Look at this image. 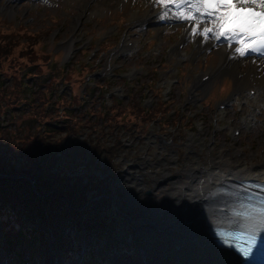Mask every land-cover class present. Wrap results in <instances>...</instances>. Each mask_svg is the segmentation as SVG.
Listing matches in <instances>:
<instances>
[{"label": "rangeland", "instance_id": "1", "mask_svg": "<svg viewBox=\"0 0 264 264\" xmlns=\"http://www.w3.org/2000/svg\"><path fill=\"white\" fill-rule=\"evenodd\" d=\"M77 1L0 0V36L17 37L10 56L0 59V140L7 143L9 149L30 147L39 128L38 121L54 120V125H60L66 120L64 113L90 122L97 120L104 131L98 140L111 154L99 153L92 157L97 167L92 168L91 163L90 169L105 181L99 185L98 192L88 185V202L78 208L91 209L97 204L95 207L102 218L96 220L97 229L102 226V232L97 230L93 235H104L102 249L111 243L112 252L106 253V261L144 264L142 250H145L148 255L145 258L152 264H177L173 255H162L152 245L154 241L150 237L155 234H143L131 222L137 219L142 208L135 191L152 189L151 204L163 201L164 187L153 191L163 175H180L184 181L186 173L182 169L197 161L201 166L216 164L224 170L223 164L227 161L243 167H264V92L235 95L231 77L226 71H220L204 89L197 88L199 95L190 100L188 91L193 79H200L209 68H216L218 56L214 51L220 45L197 52L196 41L184 38L183 26H165L158 34L160 27L138 24L133 12L144 14L149 7L142 0H136L135 4L133 0H124L123 4L121 0H90L85 16L79 14L88 0L78 4ZM33 35L39 40L35 45L33 38H28ZM125 35L135 42L123 55L115 57L112 53L120 50ZM71 37L75 40L69 44L67 40ZM33 46L41 48L42 55H19L20 51L33 54ZM174 49L183 53L179 60L175 55L178 51ZM44 54L48 59H43ZM33 60L38 65L33 66ZM176 61L182 64L176 65ZM256 64L259 75H264L261 68L264 62ZM240 66L246 69L248 60ZM110 67L112 76L107 72ZM103 69L106 71L102 73ZM96 71L101 73L96 75ZM33 72L39 74L33 76ZM107 92H111L110 97L105 96ZM117 99L122 103L119 111L124 115L118 117L120 113H117L113 117L108 109L117 104ZM125 101H137L139 109L136 106L129 113L124 108ZM226 101L228 103L219 108ZM250 101H259L261 105L260 110H254L253 116L248 117L252 110ZM27 102L33 107L37 105L38 110L45 108L51 112L37 118L31 109H26ZM149 112L151 119L147 117ZM245 117L251 120L248 126H245ZM117 119L122 124L113 131L107 129L106 125H113ZM87 132L90 129L84 128L80 137ZM118 136L120 145L115 140ZM85 158L80 161L85 163ZM65 160L61 162L63 167L68 166ZM80 161L73 166L75 173H86ZM109 164L112 170L106 169ZM125 171H129L128 177L122 173ZM87 180L88 177H84L82 185H87ZM139 182L141 185H136ZM166 186L169 187V183ZM127 190L131 194H125ZM66 198L63 196L64 200ZM67 200L66 204L71 205ZM74 236L82 240V228L74 232ZM52 251L58 257L54 256L52 261L48 257L44 259L41 247L38 263L65 264L66 260ZM26 254L21 252L24 256L16 259L15 264L26 261ZM78 257L72 254L69 264H77Z\"/></svg>", "mask_w": 264, "mask_h": 264}, {"label": "trees", "instance_id": "2", "mask_svg": "<svg viewBox=\"0 0 264 264\" xmlns=\"http://www.w3.org/2000/svg\"><path fill=\"white\" fill-rule=\"evenodd\" d=\"M16 38L13 34L0 36V59L10 56ZM28 38H33V45L39 42L34 35ZM30 42L32 43V41ZM40 49L33 46V54L20 51L19 55L39 57L42 55ZM43 59H48V55L44 54ZM34 62L36 61L33 60V66L38 65ZM37 74L39 73L33 72V76ZM116 103L108 109L112 111L110 114L113 117L121 112L119 109L122 107V103L120 100ZM25 105L26 109H31V113L35 114L37 118L51 112L50 109L45 108L38 110L37 105L33 107L29 102ZM136 106L139 109L137 101H127L124 104L125 110H129V113ZM39 111L41 112L39 113ZM87 113L88 111L85 114ZM121 115L124 113H120L118 117ZM70 116V113H64L66 120H62L60 125H54V120L40 119L38 121L39 128L32 137L30 147L9 149V145L0 140V234L3 235L6 244L8 264H15L16 259H22L24 255H21V252L27 253V260L22 264H28V262H30L29 264H39L40 248L44 247V259H46L49 254L48 242L50 240L55 241L62 259L66 260L65 264H69L70 256L78 255L81 251L83 242L81 239L80 241L76 240L74 236V232L81 229L80 223L84 224L85 232H87L84 240L86 244L85 257L88 264H105L106 253L112 252L110 244L104 250V255L97 254V247L102 245L104 237L103 234L94 236L92 232L96 220L102 219L95 207L97 204L91 209L87 206L82 209L78 208L87 201L88 185L98 192L100 191L99 185L105 181L90 169L91 163L93 164L92 168L96 169L97 167V164L92 161V157L101 152L111 154V151L104 150L102 143L98 140L99 136H103L104 131L103 127L98 125L97 120L90 122L78 115ZM147 117L148 119L152 118L150 112ZM121 124L117 119L113 125L106 126L107 129L113 131ZM84 128L90 129V132L81 138L80 131ZM117 138L119 136L115 138L116 143L120 145L121 141ZM18 155L23 160H20ZM83 157H86L85 163L80 161ZM63 159H67L65 160L68 162L67 167L62 166ZM75 161L76 163H74ZM79 161L84 164L86 173H75L76 168L73 166H76ZM110 168L111 170L113 168L111 164L106 167V169ZM2 174H9L12 177L4 178ZM16 174L23 175V178H15ZM84 177H88L87 185H85L86 183L82 185ZM93 179L95 180L92 181ZM36 192L43 196H38ZM63 196L70 200L69 204L71 205L66 204ZM93 240L94 242H92Z\"/></svg>", "mask_w": 264, "mask_h": 264}, {"label": "bare ground", "instance_id": "3", "mask_svg": "<svg viewBox=\"0 0 264 264\" xmlns=\"http://www.w3.org/2000/svg\"><path fill=\"white\" fill-rule=\"evenodd\" d=\"M89 1L90 0H88L86 2L87 4L82 8L79 14L80 16H85ZM142 1H145L149 5L148 10L144 14H139L137 11H134V20L140 25L143 23L154 24L161 9L159 7H152L150 0ZM82 2L83 0H78L77 4ZM123 2L124 0H121L120 4H123ZM172 22L177 25H182L184 27V36L187 37L188 33L186 29L189 28L190 25L178 20H172ZM75 24H77L76 21L74 25ZM195 38L198 52L204 50L209 45H220V47L214 51L218 56L216 68H210L208 72L204 74L208 75V79H212L213 76L220 71H226L227 75L234 80L235 95H242L246 89L264 92V75H259L261 72H259L257 68V60L252 62L254 64H250L249 62V66L246 70H242V66L240 65L246 59L230 58L231 49H229L226 44L219 42L214 44L212 41L204 42L201 37ZM74 40L75 39L71 37V40L67 41L71 44ZM122 42H124L123 50L125 51L130 49L135 41L128 39V37H124ZM179 53L180 57L183 56L181 51H179ZM261 68L264 70V66ZM198 85H200L199 80L195 82V86ZM257 99L258 97L254 96V100ZM250 106L253 107V110H256L259 109L260 104L250 102ZM246 121L249 122V120ZM197 163L199 162L197 161ZM197 163L193 162L190 167L182 169V171L186 173V180L184 181L180 179V175H163L161 182L156 184L153 188L155 192L156 189L164 187L162 191L165 194L163 201L156 200L151 204L153 198L152 194L146 197L144 192L140 190L137 192L135 191L136 197L139 198V203H141L142 208L139 212L140 214L136 216L137 219L135 221L130 220L141 233L155 234L150 237L152 241H154L153 244L152 242L151 244L162 255L163 253H170L173 255V257L177 259V264H234L231 259L225 257L210 244L209 237L205 233L207 226L205 222L206 220L210 221L211 216L205 209H202L200 202L206 197V194L210 190L215 191L220 184L234 183L233 188H236V186L239 185V180L251 181L253 179L259 183H264V167H243V165L239 163L227 161L223 164L224 170L216 164L207 167L201 166L200 163L196 166L195 164ZM167 183H169V187L166 186ZM136 185L140 186L141 184L139 182L136 183ZM150 191H152V189H150ZM144 194L145 196L142 197ZM153 237L156 240H154ZM48 244L52 250L53 241L50 240ZM142 254L145 257L148 256L145 250H142ZM52 256L58 257L54 252H52ZM145 257H143V262L148 264ZM159 259L162 261V258Z\"/></svg>", "mask_w": 264, "mask_h": 264}, {"label": "snow or ice", "instance_id": "4", "mask_svg": "<svg viewBox=\"0 0 264 264\" xmlns=\"http://www.w3.org/2000/svg\"><path fill=\"white\" fill-rule=\"evenodd\" d=\"M161 9L159 19L178 20L190 25L186 32L204 42L226 44L230 58L264 60V0H150ZM136 0H133V4ZM258 187L261 192H252ZM223 194L231 205L214 213L217 237L235 247L245 258L253 257L264 232V185L243 184L228 191L216 189L208 195Z\"/></svg>", "mask_w": 264, "mask_h": 264}, {"label": "water", "instance_id": "5", "mask_svg": "<svg viewBox=\"0 0 264 264\" xmlns=\"http://www.w3.org/2000/svg\"><path fill=\"white\" fill-rule=\"evenodd\" d=\"M2 177H4V178H11L12 176L9 175V174H2ZM15 178L21 179V178H23V175H21V174H16V175H15ZM33 189L35 190L34 185H33ZM146 193L149 194V191H146ZM36 194H37L38 196L41 197V195L38 194L37 192H36ZM65 200L68 201L67 198H66ZM216 250H218V249L216 248ZM221 252H223L224 254L229 255L230 257H232V258L234 259V262H235L236 264H240L239 259H237V257H235V256H234L233 254H231L230 252L223 251V250H221Z\"/></svg>", "mask_w": 264, "mask_h": 264}, {"label": "flooded vegetation", "instance_id": "6", "mask_svg": "<svg viewBox=\"0 0 264 264\" xmlns=\"http://www.w3.org/2000/svg\"><path fill=\"white\" fill-rule=\"evenodd\" d=\"M101 229H102V226L98 227V229H97V224H96V222H95V225H94V227H93V232H96L97 230H98V231H101ZM101 232H102V231H101Z\"/></svg>", "mask_w": 264, "mask_h": 264}]
</instances>
